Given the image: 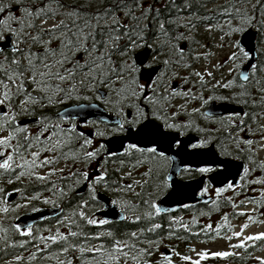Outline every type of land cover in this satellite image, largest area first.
<instances>
[{"label": "snow or ice", "instance_id": "6c2138e0", "mask_svg": "<svg viewBox=\"0 0 264 264\" xmlns=\"http://www.w3.org/2000/svg\"><path fill=\"white\" fill-rule=\"evenodd\" d=\"M209 2L95 0L94 10H88L93 0L78 5L64 0H0V185L27 182L36 186L32 194L21 196L27 203L14 206L8 201L11 193L0 186V251L20 248L29 253L26 258L16 254L6 264H176L174 258L201 264L210 258L234 257L235 250L247 252L248 242L264 241V232L244 235L249 223L235 231L228 213L215 227L209 223L196 231V215L185 222L179 215H170L178 209L157 203L162 191L177 194L183 185H171L167 177L150 184L152 167L142 180L133 178L146 160L166 165L172 158L166 152L173 149H180L176 155L201 157L209 155L201 150L219 144L220 155L241 161L233 166L231 181L211 175L217 171L212 166L177 169L201 177L197 194L207 197L203 203L210 208L199 216L231 206L233 218L246 216L249 222L264 223L251 213L236 211L248 204L255 206L253 212L264 208V161L256 159V153L264 149V125L258 123L264 119V84L255 79L258 70L264 71L258 69V63H264V50L258 47L264 45V5L257 17L237 6L248 0H228L212 9ZM201 28L220 34L215 47L231 50L226 59L211 63L216 53L199 38ZM249 30L251 47L245 50L238 37ZM143 49L147 51L137 56ZM253 59L257 63L249 64L251 72H239L238 79L214 75L228 65L231 74L240 67L238 61ZM201 60L203 67H194ZM175 80L180 83L173 86ZM93 99L118 117L116 127L101 130L94 120L77 123L78 110L99 107L90 102ZM177 99L183 103L175 105ZM69 101L77 102L72 111L61 110L59 106ZM193 102L199 106L189 112ZM214 104L224 106L220 114ZM197 114L216 125L214 129L197 127L208 134L199 142L184 143L178 136L166 135H183L193 128L191 117ZM179 116L189 119L178 121ZM87 127L95 130L86 134ZM221 131L223 136L214 135ZM257 133L259 139L254 140ZM124 134L131 135L127 141H116L115 149L105 142L109 135ZM110 161L115 165L111 176ZM257 170L261 175L254 176ZM253 185L261 186L260 197L237 202ZM13 191L23 194L26 189ZM45 192L50 195L44 196ZM100 192L117 194L109 203L125 227H119L115 218L97 216L106 210L103 198H98ZM129 193L135 199L127 198ZM33 201L58 210L53 227L43 229L46 235L31 223L4 226L10 216L19 219L18 210L27 209ZM190 207L182 204L183 209ZM31 210L40 211L35 205ZM9 232L19 237L15 243L10 242ZM202 233L228 241L232 251H200L193 260L165 244L189 241ZM234 239L237 242L231 243ZM161 247L167 251H160Z\"/></svg>", "mask_w": 264, "mask_h": 264}, {"label": "water", "instance_id": "95a60500", "mask_svg": "<svg viewBox=\"0 0 264 264\" xmlns=\"http://www.w3.org/2000/svg\"><path fill=\"white\" fill-rule=\"evenodd\" d=\"M251 30H249L248 33H245L241 36L240 40L242 44L246 45L245 50H248V48L251 47V45L248 43V36L250 34ZM147 51V50H144ZM144 51L139 52L137 56H140L144 53ZM251 55L253 57L256 56L255 52H252ZM150 59V56L148 57ZM250 63H257L255 59L251 61H246L244 66L241 68L240 72H245L246 70L250 73L251 70L249 69ZM73 106V105H72ZM72 106L66 107L69 109V111H72ZM213 109L217 112V114H220L223 105L220 104H214L212 105ZM63 110V109H62ZM79 115L77 117V121L80 123H83L86 120H97L102 123H108L111 125H116V118L115 116L108 114L105 109L99 105L97 108H85L83 110H78ZM86 134H90L93 131L92 130H84ZM131 134H126L125 136H114L107 141H105L110 148L115 149L118 147V144L116 141L120 139H124L127 141V136ZM166 135L171 136H178V134L174 133H166ZM179 138V136H178ZM180 139V138H179ZM182 142L186 143L191 141L192 143L199 142V138L195 135H188L186 138L180 139ZM164 147L166 148L167 145L165 144ZM180 151V149H173L170 152H166V155L172 157L171 160V168L167 176V181L171 185H183L184 187H181L179 189V192L177 194H173L172 190L170 189L169 192L158 201V205L164 208H174V209H181L182 204L186 203L189 205H196L203 203L204 199H207V197H200L197 193L199 191V185H200V179L201 177L191 179V180H181L179 178V175L181 173L177 172L178 168H183L185 166H189L192 168H195L197 166H221L223 170L219 172H215L211 175L214 176H220V177H227V179L230 181L233 178V174L236 171V168L233 167L234 165H239L241 162L233 161V160H226L221 159L219 155L217 154L215 147L210 146L207 149H203L201 151L209 153V155L201 156V157H193L191 155H176V153ZM212 153H215V155H212ZM224 165H227L228 167H224ZM83 190V189H82ZM81 190V191H82ZM103 198L101 200V203L106 206V210H103L101 213V217H108V218H115L118 221V212L114 211L113 208L110 206V200L111 198L105 194L104 192H100L98 195V198ZM15 196L12 195L9 197V201L12 202L14 200ZM58 215V210L55 208H41L40 211L35 212H28L24 213L19 216V219L16 220L15 223L20 224H28L31 223L33 225L45 221V217L48 219H55Z\"/></svg>", "mask_w": 264, "mask_h": 264}, {"label": "trees", "instance_id": "16d2710c", "mask_svg": "<svg viewBox=\"0 0 264 264\" xmlns=\"http://www.w3.org/2000/svg\"><path fill=\"white\" fill-rule=\"evenodd\" d=\"M216 1L217 0H215V3H213L210 0V2L208 4V8L212 9V8L216 7L217 6V2ZM177 2H179V0H177ZM79 3H83V2H79ZM262 5H264V0H248L247 3L238 4L237 6L238 7H242V8H246L249 11V13H254L255 15H257V17H259L260 8H261ZM93 6L95 7V0H93ZM94 7H93V10H94ZM261 59L264 60V57H261ZM240 66H241V64H240ZM261 68H264V63H258V69H261ZM238 71H239V68H238ZM262 73H264V71L258 70L255 73V79H258L259 77L261 78ZM233 79H238V74H236ZM258 80H260V82L262 84V80L261 79H258ZM86 102L87 101H83V100L79 101V103H86ZM76 103H77L76 101H69L68 104L60 105L59 107H60V109H63L66 106L73 105V104H76ZM49 111H55V110H49ZM205 134H207V133L205 132ZM214 135L216 136L215 132H214ZM116 159H117L116 157L112 158V160H116ZM146 166L147 167H146L145 171H147V169L149 167L153 168V177L149 181L150 184H153V185L159 184L166 177V170L164 169L165 165H158L157 162H155V161H146ZM73 167H75V166H73ZM113 167H115V165L110 161L109 164H108L110 176L114 175L112 173V168ZM198 176H199V174H195L193 176H190L188 174H183V179H191V178H195V177H198ZM143 178L144 177L142 176V179ZM136 191H141V190L139 188H137ZM165 192H166V190L162 191L160 193V198L163 197ZM44 194H46V196L50 195L47 192H45ZM115 195H117V194H113V198H114ZM127 198L135 199V197L132 196L131 193L128 194ZM35 203L38 206H40V204H42L40 202L38 204L37 201ZM65 208H67V206ZM209 208H210V205L199 204V205H196V206H191L189 209H181L178 212L170 213V215H179V216L183 217V220L185 222L191 221V219L193 218V215H196L197 218H198V225L195 226V228H194V230H196V231H199V228L201 226L209 224V223H211L213 225V227H215L218 223H220L221 217L225 213L229 214V220H230L231 225H232V222H235L237 219H240L241 217H243V216H240V217H237V218H233L230 215L231 212H232L231 206L223 207L222 210L219 211V212L213 211V212L210 213V216H199V212H201V211L208 212ZM240 210H242L241 206L238 209H236V211H238V212ZM99 212H97V213H99ZM13 222H14V219L10 216L8 218V220L4 222V226L8 227V225L10 223H13ZM117 223L119 224V222H117ZM54 224L55 223L45 222L43 224H40V225L36 226V228H40L41 229V233H40L41 235H46L47 233L43 232V229L44 228H52ZM119 227L123 228V227H125V225L124 224H119ZM127 227H134V226L127 225ZM94 230L95 229H93V231ZM185 235H187V234H185ZM210 235H211V238L209 236H205L202 233L199 237H194V236L190 237L189 241H176V240H173V241H165V244H167L169 246H172V247H175L176 251H178L179 249H182V248H185V247H191V245H193V244L194 245L197 244V243H206V244H208V243H213V242L222 240V239H219V238H215L214 234H210ZM9 236L11 238L10 239L11 243H15L19 239V237H13L11 232H9ZM236 242L237 241L235 239L232 240V243H236ZM253 243H254V246H253ZM2 246H3V244H2V242H0V247H2ZM28 248H31V245H28ZM160 251L166 252L167 249L164 248V247H161ZM230 251H232V249H230ZM235 251L237 252V255L234 256V257H229L227 259H219V258L211 259L210 258L208 260L201 261V264H225L224 262H226L227 264L228 263L229 264H259L256 261V259H258V258L260 259V256L264 252V241L248 242L247 252H245L242 249H238V250H235ZM16 254H22L26 258L29 253L25 249L7 248V249H5V251H0V264H6V262L12 260L13 257ZM22 264H23V262H22Z\"/></svg>", "mask_w": 264, "mask_h": 264}, {"label": "rangeland", "instance_id": "374dc122", "mask_svg": "<svg viewBox=\"0 0 264 264\" xmlns=\"http://www.w3.org/2000/svg\"><path fill=\"white\" fill-rule=\"evenodd\" d=\"M228 0H219V5H223L225 3H227ZM200 33L201 35L199 36V38L202 40V42L205 43L206 46H211V50L213 52L216 53L215 57L211 58V63H216L217 60H224L227 57V54L230 53V49L228 47H224L223 49H219L216 48L215 45L220 43L219 41V33L217 32H213L211 34L204 32L203 29H200ZM241 37V36H240ZM240 37H238L240 39ZM227 40V38H225ZM259 48H261V50H264V45H259ZM199 51H203L202 49H198ZM205 61L201 60L199 65H194V67H200L202 68L204 65ZM237 63L241 64V66L244 65V62H240L238 61ZM241 66L239 67V69L241 68ZM231 67V65H228L227 67L223 68L220 70V72H214V75L217 76L218 78L221 77V73L223 74V78L224 79H232V77L236 74V71L231 72V74H229L228 68ZM181 74H183L181 72ZM264 75V73L262 74ZM259 79H261L259 77ZM173 83H180L179 80H175L173 81ZM187 86V85H186ZM199 104L198 102H193L191 103V105H188V111L191 112L193 107H198ZM264 150L260 153V158H263L264 156ZM146 168L143 167H139L138 169H136L133 172V178L137 179V180H142V174L144 173ZM67 171V169L65 170ZM254 176H259L261 175L260 172H255L253 173ZM131 182L130 180H126L125 183ZM261 186L258 185H253L250 187L249 191L246 194V197L243 198H247L250 199L251 196L257 195L259 194V191H257L258 188H260ZM241 198V197H238ZM23 204V203H21ZM246 213H255L253 212V206L252 204H248L247 207L242 210ZM264 211V209H263ZM253 216L257 217L258 220L260 221H264V215H259L258 213H255ZM244 223H249V227L245 230L244 235H251V234H257V233H261L264 232V223H259L257 225H255V223L252 226L253 222H249L247 221V217L243 216L240 219H237L235 222H232V226L234 227L235 231H240L241 226ZM229 242L226 240H219L213 243H197V244H193L191 245V247H185L182 249H179L178 252H180L182 255H188L190 256L193 260L198 259L196 253L200 252V251H209V252H217V251H230L229 248ZM190 249H195V252L190 251ZM260 259H264V252L263 254L260 256ZM174 260L176 261V264H184V262H180L178 260V258H174ZM256 261L259 263V259H256ZM225 264H227L226 262H224ZM229 264V263H228Z\"/></svg>", "mask_w": 264, "mask_h": 264}, {"label": "flooded vegetation", "instance_id": "af4514ba", "mask_svg": "<svg viewBox=\"0 0 264 264\" xmlns=\"http://www.w3.org/2000/svg\"><path fill=\"white\" fill-rule=\"evenodd\" d=\"M64 2H66V3H68V4H71V5H78L79 2H84V0H64ZM216 2H217V4H218V3H219V0H217ZM215 5H216V4H215ZM93 7H94V6H92V8H90V9H88V10H93ZM144 50H146V49H143V50L138 51V52L136 53V55H137L139 52H142V51H144ZM150 60H151V56H150ZM232 78H233V77H232ZM261 80H262V84H264V75H261ZM253 83H254V81H253ZM177 84H178V83H173V86H176ZM249 86L251 87V85H249ZM183 87H184V88H187L188 86L184 85ZM253 93L255 94V88H253ZM90 102H91V103L99 104V102H98V101H95L94 99H93L92 101H90ZM86 103H89V102L87 101ZM181 103H183V101H182V100H179V99H177V100L174 101V104H175V105H179V104H181ZM99 105L102 106V107H103V108H104L109 114H112V115H114L115 117H117L113 112L107 110V109L104 107V105H102V104H99ZM189 105H191V104H189ZM69 106H71V105H69ZM66 107H68V106H66ZM66 107H64V108H66ZM64 108H63V109H64ZM61 110H62V109H61ZM249 111H250V112H251V111H259V109H249ZM117 118H118V117H117ZM24 119H27V118H24ZM187 119H189V118H188V117H185V116H179V117H177V120H178V121H184V120H187ZM191 119L193 120V123H194L193 128H191V129H189L188 131H186L183 135H178L180 139L186 138L188 135H195V136H197V137H199V138L201 139L202 137H206L208 134L198 132V131L196 130L197 127L205 128V129H208V128H212V129H214V128L216 127V125H214V124H212V123H210V122H208V121H204V120L202 119V117H200L198 114H197V115H194L193 117H191ZM94 121H96V120H94ZM77 123L79 124L78 121H77ZM96 123H97V125L99 126V128H100L101 130H110L111 128L116 127V125H110V124H108V123H101V122H99V121H96ZM258 123L264 125V119H258ZM206 127H208V128H206ZM252 127H253V128H256V124H253ZM83 130H92V131H94L95 129H94L93 127H87V128H84ZM170 133L177 134V133H175V132H170ZM215 133H216V136H217V137H220V136H223V135H224V133H223L222 131H221V132H215ZM125 135H126V134H124V135H118V136L122 137V136H125ZM245 135H246L245 133H241V136H245ZM259 135H260V134L257 133V135L254 136V137H252V138H253L254 140L259 139ZM110 137H113V136H112V135H109L108 139H109ZM214 143H215V142H214ZM219 147H220L219 144H216V145H215V149H216V151L218 150ZM255 147H256V146L254 145V149H255ZM263 150H264V149H262V150H260V151H258V152L256 153V159H257L258 161H264V157H263V158H260V153H261ZM217 154L219 155V157H220L221 159L233 160V161L241 162V161H239V160H234V159H232L231 157H225V156H223V155H220L218 151H217ZM263 156H264V155H263ZM170 166H171V160H169V161L167 162V164L164 166V169L166 170V176H167V174H168V172H169ZM214 168L217 169L216 172H219V171L223 170V168H222L221 166H216V167H214ZM258 171H259V170H257L256 172H258ZM260 174H261V173H260ZM0 186H3L7 192L11 193V195L8 196V201H9V197H10V196H12V195L15 196V198H14V200H13L12 202L9 201V204H11V205H13V206H14L16 203H27V201L23 200V199L21 198V196H22V195H23V196H28V195L32 194V193L34 192V190H35V187H36L35 185H29V184H27V182H25L24 184L17 183V184H13V185L2 184V185H0ZM17 187L25 188L26 191H24L23 194H21V193H19V192H15V191H13V189H15V188H17ZM81 190H82V188H81V189H78V191H81ZM108 194H109V196H110L111 198H113V194H110V193H108ZM44 196H46V194H44ZM259 197H260V193L257 194V195L251 196L250 199H258ZM242 198H243V197H242ZM35 202H36V201H33V202L29 205V207H28L27 209H26V208H20V209L18 210V214H17V215L20 216L21 214L26 213V212H34V211L31 210L32 205H35V206L38 207L39 209H41V208H53V207H51V206L44 205V204H40V206H38V205H36ZM37 202H38V204H39V201H37ZM34 203H35V204H34ZM66 206H67V204H63V203H62V205H61V207H63V208H65ZM252 206H253V209H254L255 206H254V205H252ZM102 212H103V210L100 211L99 213H97V216H100ZM255 213H258V214H259V213H264L263 208H260V209H259V212H255ZM255 213H252V215H254ZM15 220H16V219H14V222H15ZM45 222L55 223V219H48V220H45V221H43V222H39V223L35 224L34 227H36V226H38V225H40V224H43V223H45Z\"/></svg>", "mask_w": 264, "mask_h": 264}]
</instances>
